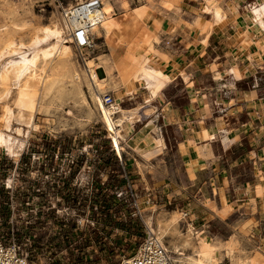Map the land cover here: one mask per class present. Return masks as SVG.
<instances>
[{"label":"rangeland","instance_id":"obj_1","mask_svg":"<svg viewBox=\"0 0 264 264\" xmlns=\"http://www.w3.org/2000/svg\"><path fill=\"white\" fill-rule=\"evenodd\" d=\"M77 1L0 0V122L10 115L8 132L15 134L17 126L24 132L10 140L15 153L0 144V237L17 239L35 264H121L138 249L149 226L155 224L158 232L160 218L169 222L162 240L170 250L173 242L184 238L195 241L199 231H188V212L178 210L174 197L161 192L154 167L148 176L134 171L133 158L127 156L129 121L116 134L104 120L103 107L95 101L87 78H81L78 87L70 75L76 60L83 63L84 57L101 55L97 61L103 60L104 67L97 68L98 76L112 87L108 92L116 104L139 107L131 95L121 92V86H130L143 70L135 53L122 54L131 67L121 76L112 65L121 54L119 43L106 44L100 38L95 52L82 54L69 39L63 9ZM57 20L64 24L75 59H51L45 54L56 38L46 36L44 28ZM44 35L46 39L35 45ZM134 44L131 40L129 48ZM21 56L35 58V72L47 70L45 88L37 79L26 83L21 76L30 74L19 77L9 66L13 60L21 64ZM78 73L85 76L80 68ZM182 244L191 264H233L228 257H219V246L208 239L190 250L184 249L189 239ZM246 256L236 257V264H258ZM173 257L177 258L174 253Z\"/></svg>","mask_w":264,"mask_h":264},{"label":"crops","instance_id":"obj_2","mask_svg":"<svg viewBox=\"0 0 264 264\" xmlns=\"http://www.w3.org/2000/svg\"><path fill=\"white\" fill-rule=\"evenodd\" d=\"M127 1H117L127 41L110 54L115 61L133 52L144 65L141 79L121 86L139 106L125 108L134 118L122 126L129 121L134 171L148 176L154 167L161 192L188 212L200 233L178 242L189 239L184 249L208 239L233 264L246 255L264 264V19L251 8L258 0Z\"/></svg>","mask_w":264,"mask_h":264},{"label":"bare ground","instance_id":"obj_3","mask_svg":"<svg viewBox=\"0 0 264 264\" xmlns=\"http://www.w3.org/2000/svg\"><path fill=\"white\" fill-rule=\"evenodd\" d=\"M80 1H83V0H80ZM101 1H102L101 12L103 13V19L99 24H96L92 27L93 33L97 36V38H99V39L103 38L104 42L105 41L109 42V43H111L113 41H116L118 43L124 42L126 39V35L123 32V25L125 22L122 21V18L120 19L118 17L119 13L117 11L118 10L117 9V1L116 0H101ZM252 9L254 11V17H256V18L264 17V0L262 2H253L252 3ZM219 11H221V9L218 7L216 12H219ZM124 13H125V15H123V16L126 17V15H128V13H129V11L126 10V12H124ZM217 15H219V14H217ZM63 17L65 19V23L67 25V29L69 32V29L71 28L72 23H70L68 18H66L65 16H63ZM133 18H135V17H133ZM44 31H45L46 36L52 35L56 38V43L52 46L51 49L46 51L45 54L47 56H49L51 59H54L56 57H64V58H69V59L70 58H74V59L76 58L74 50L68 44V42H69L68 40L70 38L66 39V36H64V32H65L64 24L60 23L57 20V21H55L54 26L46 27V28H44ZM46 36L43 37V39H39L35 43V45L41 44L43 42V40L46 39ZM68 36H69V33H68ZM87 52H90V51L87 50ZM100 56L101 55H98V56L91 55L89 57H84L83 63H80L78 60L75 61L76 62L75 64L71 63L72 66L70 68V75H71L73 81L75 82V85H77L78 87L80 86L81 78H84V77L87 78L86 82H87V84L89 82V87L91 89V92L94 95L95 101L100 103L101 106L103 107V113H104L103 118H104V120H106V122L110 126V128L116 134H118L119 126H121L125 120H130L132 118L133 114L130 111H127L126 109L119 107L118 104H116V102L111 104V105H106L103 102V95L109 93L108 91H110L109 88L111 86L105 81V79L100 78L98 76L97 68L104 67V65L102 64L103 60L100 62L97 61V59H99ZM21 57H22V60L20 62L21 64H17V61L14 62V60H13L11 63H8L9 66L12 67L16 72H18L19 77L21 74H25V75L30 74V76H21L22 79L26 78L25 79L26 83H27V80H29L31 78L37 79L39 81L41 87L45 88V86L48 84L47 80L49 77V76H47V70L45 68H42V69H40L41 71L39 70L40 72H38V71L35 72V67H34L35 61L33 60L35 58L27 60V59H25L26 58L25 56H21ZM106 64L107 63H105V65ZM130 64H131V62L127 58H125L123 55H121L119 59L115 60L112 63V65L119 71L120 74H124L128 70ZM77 65H78V68H80L81 73L85 74V76H79L80 74L78 73ZM106 66H105V69H107ZM159 73H160V71H159ZM159 75H161V74H159ZM139 78H138V80H139ZM37 80H36V82H37ZM0 123H1L0 124V144H6L8 146V149L11 152L14 151V153H15L14 147H12V145L10 144V140H12L13 136H17V133L23 134L24 132L22 131V128H20L19 126H17V129L15 130L16 131L15 134L12 135L10 132H8L7 128L9 127V124H10V115H7L3 119V121H1ZM31 123H33V120L30 122V124ZM119 154H121V153H119ZM178 217H179V215H178ZM148 222L151 223V221H148ZM168 226H169V222H166V221H164V219L160 218L158 232L156 231L154 226H149V227H150V230H152L159 238H162L164 235H166L165 233H167ZM189 229L191 232L193 231L191 226H189ZM170 248H171L172 252L177 257V258H174L176 261L179 260V262L182 264H191L192 263V259L186 258L184 256L182 243L173 242L171 244ZM229 249H227V251H229ZM243 264H245V263H243Z\"/></svg>","mask_w":264,"mask_h":264},{"label":"built area","instance_id":"obj_4","mask_svg":"<svg viewBox=\"0 0 264 264\" xmlns=\"http://www.w3.org/2000/svg\"><path fill=\"white\" fill-rule=\"evenodd\" d=\"M101 5V0H83L63 9L64 16L72 23L69 29V37L82 54H86L87 50L95 52L99 45L97 44L99 38L93 33L92 27L99 24L103 19ZM103 102L106 105L115 103L113 94L103 95ZM0 264H35V262L25 252L23 245L17 239L0 237ZM121 264L178 263L162 238H159L149 228L140 241L138 249L133 254L125 256Z\"/></svg>","mask_w":264,"mask_h":264}]
</instances>
